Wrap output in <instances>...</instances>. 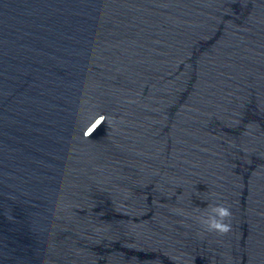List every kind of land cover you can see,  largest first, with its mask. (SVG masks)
Returning a JSON list of instances; mask_svg holds the SVG:
<instances>
[{"label": "water", "instance_id": "95a60500", "mask_svg": "<svg viewBox=\"0 0 264 264\" xmlns=\"http://www.w3.org/2000/svg\"><path fill=\"white\" fill-rule=\"evenodd\" d=\"M0 264H264V0H0Z\"/></svg>", "mask_w": 264, "mask_h": 264}, {"label": "clouds", "instance_id": "9594fccd", "mask_svg": "<svg viewBox=\"0 0 264 264\" xmlns=\"http://www.w3.org/2000/svg\"><path fill=\"white\" fill-rule=\"evenodd\" d=\"M103 120L104 117L101 116L97 123ZM198 211L200 210L198 209ZM232 216L230 206L223 202H217L209 204L198 216L197 221L204 231L223 236L232 230Z\"/></svg>", "mask_w": 264, "mask_h": 264}]
</instances>
